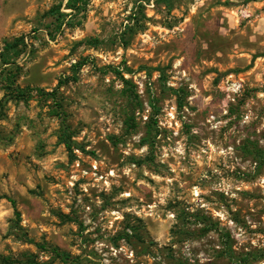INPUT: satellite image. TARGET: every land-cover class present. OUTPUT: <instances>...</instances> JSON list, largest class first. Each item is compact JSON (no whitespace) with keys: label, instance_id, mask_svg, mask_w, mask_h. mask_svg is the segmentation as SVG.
I'll use <instances>...</instances> for the list:
<instances>
[{"label":"rangeland","instance_id":"1","mask_svg":"<svg viewBox=\"0 0 264 264\" xmlns=\"http://www.w3.org/2000/svg\"><path fill=\"white\" fill-rule=\"evenodd\" d=\"M68 1L0 0V264H264V0Z\"/></svg>","mask_w":264,"mask_h":264},{"label":"trees","instance_id":"2","mask_svg":"<svg viewBox=\"0 0 264 264\" xmlns=\"http://www.w3.org/2000/svg\"><path fill=\"white\" fill-rule=\"evenodd\" d=\"M71 1L72 0H69L68 2H71ZM71 6H72L71 4H68V7H71ZM141 9H142V6H140V8L138 9V13H140L142 15ZM137 14L135 12H133L132 15L128 17L129 23L130 22L133 23L134 21H136ZM129 29H131L130 24H128L126 26V30H129ZM23 43H24V39L23 38H17L13 42L5 44L4 49L6 51L17 49L18 45L19 44H23ZM74 67H76V65ZM78 67H79V65H78ZM5 82H6V85L4 87V90L9 91V92H7V93H9V94H7V97L13 98V99H23L25 97L24 90L14 87V80L13 79H11V78L7 79ZM61 83H62V81H60L59 85H61ZM3 105H4L3 102H0V108H2ZM59 107L61 108V106H59ZM63 141H64L63 144H64L68 154L71 157H73L71 144L69 142H67V140H63ZM0 199H6V200H8V202L11 203L12 208L14 210V214L19 219L20 214H19V212L16 209L15 201L12 200L11 198H8L7 196H0ZM51 253H52V260L44 262V263L37 262L32 255L24 254V260H22V261L4 259V260H2V264H53L55 261H60V262H63V263H69V261L71 259L69 254H67L65 252H60L56 248H54L51 251Z\"/></svg>","mask_w":264,"mask_h":264},{"label":"built area","instance_id":"3","mask_svg":"<svg viewBox=\"0 0 264 264\" xmlns=\"http://www.w3.org/2000/svg\"><path fill=\"white\" fill-rule=\"evenodd\" d=\"M76 165L79 166V163H76ZM90 167H91L92 172L97 173L98 167L96 164H92V165H90Z\"/></svg>","mask_w":264,"mask_h":264}]
</instances>
